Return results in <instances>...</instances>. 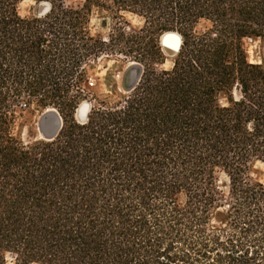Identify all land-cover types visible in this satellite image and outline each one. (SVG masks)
Wrapping results in <instances>:
<instances>
[{
	"label": "trees",
	"instance_id": "1",
	"mask_svg": "<svg viewBox=\"0 0 264 264\" xmlns=\"http://www.w3.org/2000/svg\"><path fill=\"white\" fill-rule=\"evenodd\" d=\"M22 1L0 0V264H264L250 174L264 162V65L244 48L264 41V0H37L51 9L29 16ZM94 7L143 25L95 37ZM169 31L182 44L163 69ZM113 55L134 64V87L89 100L90 69ZM32 106L56 109L54 138L16 134Z\"/></svg>",
	"mask_w": 264,
	"mask_h": 264
},
{
	"label": "rangeland",
	"instance_id": "2",
	"mask_svg": "<svg viewBox=\"0 0 264 264\" xmlns=\"http://www.w3.org/2000/svg\"><path fill=\"white\" fill-rule=\"evenodd\" d=\"M41 2L43 1L23 0L19 4L20 14L22 16L38 15L36 9ZM67 2L71 5H78L83 3L84 0H67ZM119 23L130 31L131 29L142 27L143 19L129 11H119L115 8L94 7L92 9L90 29L93 36L108 40L113 28ZM205 26L207 24L203 22L199 29H203ZM244 48L251 63L264 65V41L258 38L244 39ZM162 50L165 62L160 68L170 69L174 57L168 56L163 46ZM130 64V59H126L121 55L104 56L99 59L89 71L88 84L86 86L88 99L94 102V97L99 99L109 98L112 101L120 99L121 95L126 92L124 77L125 71ZM45 111V109H38L36 106L20 109L18 111L20 119L15 129L16 134L25 142L44 140L45 138L39 130L38 123ZM250 174L255 180L264 184V162H253ZM218 183L222 190L227 191L228 177L224 173H219ZM8 264H14V258L11 255L8 256Z\"/></svg>",
	"mask_w": 264,
	"mask_h": 264
},
{
	"label": "water",
	"instance_id": "3",
	"mask_svg": "<svg viewBox=\"0 0 264 264\" xmlns=\"http://www.w3.org/2000/svg\"><path fill=\"white\" fill-rule=\"evenodd\" d=\"M51 9V4L47 1H43L39 4L36 9L38 15H44ZM161 44L166 50V53L170 57H175L179 52L182 44V38L179 33L174 31L166 32L162 35ZM134 64L128 65L125 76H131L132 68ZM140 71V75H141ZM139 75V76H140ZM135 81L130 79L128 87L125 88L126 91L131 90L134 87ZM91 103L83 102L80 104L76 111V118L80 122H84L87 119L88 112L90 111ZM39 130L45 139H52L56 136L60 128L62 127V119L56 109L48 108L44 112L42 118L39 120ZM46 125V127H44Z\"/></svg>",
	"mask_w": 264,
	"mask_h": 264
},
{
	"label": "bare ground",
	"instance_id": "4",
	"mask_svg": "<svg viewBox=\"0 0 264 264\" xmlns=\"http://www.w3.org/2000/svg\"><path fill=\"white\" fill-rule=\"evenodd\" d=\"M142 69V68H141ZM142 71V70H141ZM88 116V115H87Z\"/></svg>",
	"mask_w": 264,
	"mask_h": 264
}]
</instances>
